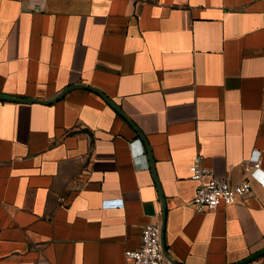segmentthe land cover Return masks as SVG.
<instances>
[{
    "label": "crops",
    "instance_id": "crops-1",
    "mask_svg": "<svg viewBox=\"0 0 264 264\" xmlns=\"http://www.w3.org/2000/svg\"><path fill=\"white\" fill-rule=\"evenodd\" d=\"M68 88L0 100V264H125L164 214L173 264L264 249V0H0V95ZM197 155L252 192L198 213Z\"/></svg>",
    "mask_w": 264,
    "mask_h": 264
},
{
    "label": "built area",
    "instance_id": "built-area-1",
    "mask_svg": "<svg viewBox=\"0 0 264 264\" xmlns=\"http://www.w3.org/2000/svg\"><path fill=\"white\" fill-rule=\"evenodd\" d=\"M261 161H244L243 171L252 175L261 170ZM191 181L196 184L192 205L198 213L214 212L220 208L235 205L252 192L249 178L241 183L219 178L215 172L202 165V156L193 158L190 165ZM125 264H172L164 252L162 244V224L150 222L141 235V246L125 252Z\"/></svg>",
    "mask_w": 264,
    "mask_h": 264
},
{
    "label": "water",
    "instance_id": "water-1",
    "mask_svg": "<svg viewBox=\"0 0 264 264\" xmlns=\"http://www.w3.org/2000/svg\"><path fill=\"white\" fill-rule=\"evenodd\" d=\"M75 88H86V86L83 85H75L73 86ZM92 90L98 92L99 94H101V96H103V98L113 107L117 108L113 102L107 98L106 96H104V94H102L101 92H99V90L91 88ZM71 90V88L66 89L62 94H60L59 96H57L56 98L52 99V100H47V101H43V100H35V99H19V98H10V97H6V96H1L0 95V100L3 101H9V102H19V103H34V102H38V103H44V104H50L53 103L55 101H57L58 99H60L61 97H63L67 92H69ZM117 110L121 113V111L117 108ZM162 244H163V248H164V252L166 254V257L168 258V260L171 262V258L167 252L166 246H165V214L163 216V221H162ZM264 256V249L262 251H260L259 253L247 258L246 260L236 263V264H248L251 262H254L256 260H258L259 258ZM173 264V262H171Z\"/></svg>",
    "mask_w": 264,
    "mask_h": 264
}]
</instances>
